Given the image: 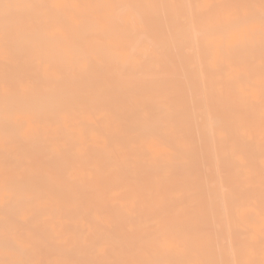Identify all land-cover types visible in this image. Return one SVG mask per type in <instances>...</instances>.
Here are the masks:
<instances>
[{"label": "bare ground", "instance_id": "obj_1", "mask_svg": "<svg viewBox=\"0 0 264 264\" xmlns=\"http://www.w3.org/2000/svg\"><path fill=\"white\" fill-rule=\"evenodd\" d=\"M0 264H264V0H0Z\"/></svg>", "mask_w": 264, "mask_h": 264}]
</instances>
